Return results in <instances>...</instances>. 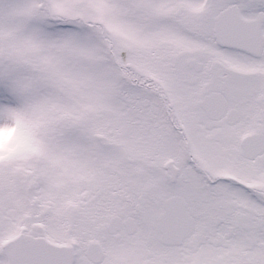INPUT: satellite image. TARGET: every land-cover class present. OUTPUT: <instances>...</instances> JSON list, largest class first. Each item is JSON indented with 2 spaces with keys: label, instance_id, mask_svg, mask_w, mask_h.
Here are the masks:
<instances>
[{
  "label": "snow or ice",
  "instance_id": "obj_1",
  "mask_svg": "<svg viewBox=\"0 0 264 264\" xmlns=\"http://www.w3.org/2000/svg\"><path fill=\"white\" fill-rule=\"evenodd\" d=\"M0 264H264V0H0Z\"/></svg>",
  "mask_w": 264,
  "mask_h": 264
}]
</instances>
